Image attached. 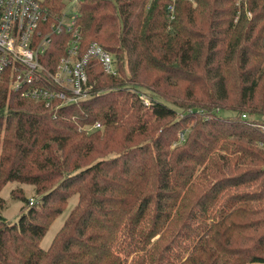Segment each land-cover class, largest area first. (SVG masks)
Masks as SVG:
<instances>
[{
  "label": "trees",
  "instance_id": "16d2710c",
  "mask_svg": "<svg viewBox=\"0 0 264 264\" xmlns=\"http://www.w3.org/2000/svg\"><path fill=\"white\" fill-rule=\"evenodd\" d=\"M69 1L42 6L59 16ZM76 12L80 54L96 43L116 74L90 59V96L57 109L0 77V192L41 196L18 197L16 221L0 214V264H264V0H80ZM68 38L52 37L45 68Z\"/></svg>",
  "mask_w": 264,
  "mask_h": 264
},
{
  "label": "built area",
  "instance_id": "2783aa9c",
  "mask_svg": "<svg viewBox=\"0 0 264 264\" xmlns=\"http://www.w3.org/2000/svg\"><path fill=\"white\" fill-rule=\"evenodd\" d=\"M42 1L0 0V77L7 78L9 89L19 98L42 102L46 107L58 102L57 109L90 96V59H95L108 75H115L116 67L112 55L96 43L80 54L79 30L75 26L80 0H70L59 16H51ZM49 16L53 21L48 23ZM64 34L69 38L63 56L51 69L45 68L40 59L52 37ZM140 99L148 105L146 98ZM92 128L100 129V125Z\"/></svg>",
  "mask_w": 264,
  "mask_h": 264
},
{
  "label": "rangeland",
  "instance_id": "374dc122",
  "mask_svg": "<svg viewBox=\"0 0 264 264\" xmlns=\"http://www.w3.org/2000/svg\"><path fill=\"white\" fill-rule=\"evenodd\" d=\"M140 97H142L144 101L146 100L145 97H143L142 95H140ZM220 114H223L224 116L230 115V113L223 112V111H220ZM86 129H88V131L95 130L92 127H88ZM188 129L186 130V132H184L185 137H186L187 132L189 131ZM184 135L183 136L181 135V141L178 142V144H181V142H183L182 140L184 138ZM20 196H24L28 201L33 200V203L38 202L41 199L40 195L39 196L35 195L34 189L32 186L21 185L17 183L7 184L0 192V198L2 200L0 203V214L5 220L16 221L20 212L25 210L24 204L18 200V197ZM76 203H77L76 196H73L68 200V204L64 212H62V214L59 215L54 220V222L49 227L46 235L43 237L40 243V247L42 249L46 250L49 247L53 237L60 230L64 220L66 219L69 212L74 208ZM259 219H260L259 221L262 224H264V211H261ZM261 231H264V228H262Z\"/></svg>",
  "mask_w": 264,
  "mask_h": 264
}]
</instances>
